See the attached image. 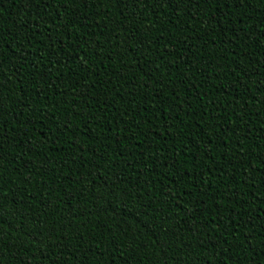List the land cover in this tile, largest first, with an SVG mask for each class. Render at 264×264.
I'll return each mask as SVG.
<instances>
[{
	"label": "trees",
	"instance_id": "16d2710c",
	"mask_svg": "<svg viewBox=\"0 0 264 264\" xmlns=\"http://www.w3.org/2000/svg\"><path fill=\"white\" fill-rule=\"evenodd\" d=\"M0 100V264H264V0H0Z\"/></svg>",
	"mask_w": 264,
	"mask_h": 264
},
{
	"label": "snow or ice",
	"instance_id": "6c2138e0",
	"mask_svg": "<svg viewBox=\"0 0 264 264\" xmlns=\"http://www.w3.org/2000/svg\"><path fill=\"white\" fill-rule=\"evenodd\" d=\"M69 2V0H61V4L62 6H66V4ZM72 3H76V0H71ZM84 3H89V0H83ZM92 2L94 3L95 0H92ZM127 0H120V3L124 4L126 3ZM176 2H179V0H176ZM190 3H192L193 5H199L202 0H189ZM209 0H203V3H208ZM225 2L227 3L228 0H225ZM232 3H235L236 5H238L239 7L243 8L245 6L246 3L249 2V0H231ZM0 103H2V100H0ZM190 114V113H189ZM204 115L207 116L208 113L205 111ZM210 139V137H209ZM3 157L0 156V159H2ZM0 180H2V176H0ZM168 230H165L161 227L160 232L167 234ZM56 264H59V262H56Z\"/></svg>",
	"mask_w": 264,
	"mask_h": 264
}]
</instances>
